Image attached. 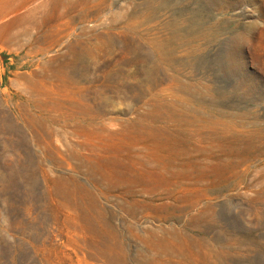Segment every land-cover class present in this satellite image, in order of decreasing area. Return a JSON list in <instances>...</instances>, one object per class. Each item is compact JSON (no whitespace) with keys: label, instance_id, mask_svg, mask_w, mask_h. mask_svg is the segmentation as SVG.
<instances>
[{"label":"rangeland","instance_id":"374dc122","mask_svg":"<svg viewBox=\"0 0 264 264\" xmlns=\"http://www.w3.org/2000/svg\"><path fill=\"white\" fill-rule=\"evenodd\" d=\"M0 19V264H264V0Z\"/></svg>","mask_w":264,"mask_h":264},{"label":"crops","instance_id":"0c3cea01","mask_svg":"<svg viewBox=\"0 0 264 264\" xmlns=\"http://www.w3.org/2000/svg\"><path fill=\"white\" fill-rule=\"evenodd\" d=\"M15 22V19H0V25L2 24H5V23H8V26L6 27V29H4L3 31H0V42H4L2 40V36L4 35L5 31L9 30V28L11 27V25Z\"/></svg>","mask_w":264,"mask_h":264},{"label":"bare ground","instance_id":"6f19581e","mask_svg":"<svg viewBox=\"0 0 264 264\" xmlns=\"http://www.w3.org/2000/svg\"><path fill=\"white\" fill-rule=\"evenodd\" d=\"M172 118V117H171Z\"/></svg>","mask_w":264,"mask_h":264}]
</instances>
